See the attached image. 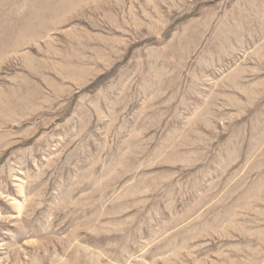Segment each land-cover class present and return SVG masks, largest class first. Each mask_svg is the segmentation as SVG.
Listing matches in <instances>:
<instances>
[{"label": "rangeland", "instance_id": "rangeland-1", "mask_svg": "<svg viewBox=\"0 0 264 264\" xmlns=\"http://www.w3.org/2000/svg\"><path fill=\"white\" fill-rule=\"evenodd\" d=\"M0 264H264V0H0Z\"/></svg>", "mask_w": 264, "mask_h": 264}]
</instances>
